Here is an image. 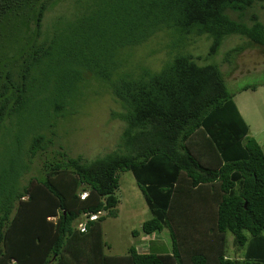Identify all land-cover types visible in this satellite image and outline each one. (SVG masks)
Instances as JSON below:
<instances>
[{
  "label": "trees",
  "instance_id": "trees-1",
  "mask_svg": "<svg viewBox=\"0 0 264 264\" xmlns=\"http://www.w3.org/2000/svg\"><path fill=\"white\" fill-rule=\"evenodd\" d=\"M256 10L264 0H0V264H264L253 250L264 243V153L220 69L264 47ZM160 34L165 58L152 69L136 49ZM230 35L243 42L214 60ZM200 38L204 54L186 50ZM82 87L118 104L117 147L91 160L60 152L23 178ZM39 108L47 124L20 127ZM125 170L150 210L132 235L166 227L168 251L104 252L101 222L116 215ZM80 213L97 215L81 230L72 225ZM226 231L235 244L257 239L254 253L228 256Z\"/></svg>",
  "mask_w": 264,
  "mask_h": 264
},
{
  "label": "rangeland",
  "instance_id": "rangeland-1",
  "mask_svg": "<svg viewBox=\"0 0 264 264\" xmlns=\"http://www.w3.org/2000/svg\"><path fill=\"white\" fill-rule=\"evenodd\" d=\"M63 7H66L64 2L48 12L43 23L48 24L53 15L63 12ZM257 13L264 23V12L260 10ZM162 42L160 34L158 37L151 38L146 46L136 49V54L152 69L157 68L165 58L164 49L160 47ZM188 42L186 50H190L194 54L206 52L208 43L206 39L200 38L195 42L191 40ZM242 42L243 40L237 35L227 36L222 41L214 60H221L222 52ZM150 48L154 49L152 53L148 52ZM220 69L224 73L227 72L224 77L225 87L233 94L232 100L248 125L249 136L255 139L264 153V85L260 84L264 77V47L257 45L246 47L233 58L230 64L222 61ZM245 84L256 85V87L254 90L239 91V88ZM79 92V95L66 107L67 111L64 116L58 115L52 122L53 127L50 130H53L54 134L52 136L53 144L32 158L30 171L25 173L23 178H26L28 174L47 171L51 162L60 158V152L69 156L80 155L84 159L91 160L117 147L123 123L116 118H111L110 112L117 111L118 104L106 92L94 95L90 91L84 90L83 87ZM47 110L49 109L39 108L38 113H32L33 121L28 122L27 120V123L24 121L20 127L33 122L39 123L41 120L42 125L47 124L48 120L43 117L51 114L46 112ZM54 116L57 115H52V117ZM45 134L50 136L47 130ZM114 194L118 199L115 207L116 215H106L101 222L102 238L107 245L104 246V252L108 254L122 253L129 245H134L137 251L150 249L168 251L170 240L166 227L161 231L155 230L149 233L140 231L136 235L131 233L132 229L139 228L142 220L150 216V210L130 171L117 172V185L114 188ZM104 212L105 210H100L97 213ZM86 215L80 213L72 221V225L77 227L78 222L83 221L87 217ZM259 234L264 236V231ZM225 239L224 248L228 256L241 258L247 253H254L252 249L255 247L257 239L249 235L242 244L233 243L232 235L228 231H226ZM253 250L264 253V243L260 242V245Z\"/></svg>",
  "mask_w": 264,
  "mask_h": 264
},
{
  "label": "built area",
  "instance_id": "built-area-1",
  "mask_svg": "<svg viewBox=\"0 0 264 264\" xmlns=\"http://www.w3.org/2000/svg\"><path fill=\"white\" fill-rule=\"evenodd\" d=\"M84 194H85V192L83 191L80 194V196H83ZM96 215H97L96 213H89L86 216H87L88 219H91V218H94ZM83 223H84V221H79L78 225H77L81 230L83 229Z\"/></svg>",
  "mask_w": 264,
  "mask_h": 264
}]
</instances>
